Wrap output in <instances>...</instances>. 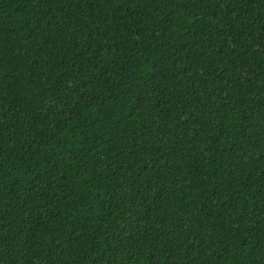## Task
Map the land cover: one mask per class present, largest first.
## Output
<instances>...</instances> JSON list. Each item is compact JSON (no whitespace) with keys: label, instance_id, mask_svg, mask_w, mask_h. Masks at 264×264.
I'll return each instance as SVG.
<instances>
[{"label":"trees","instance_id":"trees-1","mask_svg":"<svg viewBox=\"0 0 264 264\" xmlns=\"http://www.w3.org/2000/svg\"><path fill=\"white\" fill-rule=\"evenodd\" d=\"M0 264H264V0H0Z\"/></svg>","mask_w":264,"mask_h":264}]
</instances>
